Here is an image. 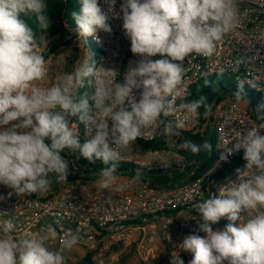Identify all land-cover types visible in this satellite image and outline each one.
Masks as SVG:
<instances>
[{"label": "clouds", "instance_id": "1", "mask_svg": "<svg viewBox=\"0 0 264 264\" xmlns=\"http://www.w3.org/2000/svg\"><path fill=\"white\" fill-rule=\"evenodd\" d=\"M79 0V11L71 13L78 33L99 38L111 33L109 13L116 0ZM241 0H124L121 5L123 29L130 40L131 52L139 55L135 66L118 83V72L95 62L63 74L50 87L36 86L46 75V61L38 51L47 49V40L22 18L33 16L40 30L50 26L46 0H0V184L16 195L43 194L53 181L63 183L69 175L68 161L61 155L68 149L89 162L100 160L99 189L119 192L117 184L121 152L148 129L162 136H178L189 121H198L200 109L207 115L210 105L201 96L183 102L181 85L184 61L193 54L210 57L216 44L239 27ZM264 40V30L257 37ZM159 54L161 59L151 57ZM179 62V63H177ZM237 64L242 63L237 60ZM94 77V92L80 95L85 77ZM136 91H139L137 99ZM237 101L244 97L238 86ZM92 101L90 104L89 101ZM177 100L186 115L177 118ZM259 108H264L261 106ZM95 135L83 144L78 126ZM111 121V127H109ZM15 122V123H13ZM264 123L249 127L240 138L230 141V152L221 160L243 150L244 167L236 169L237 180H229L212 196L198 204V230L205 237L188 235L181 249L190 252L188 264H264ZM181 147L193 155L210 152L208 141L185 140ZM137 171L132 180L140 181ZM260 209L249 218L244 213ZM222 218L223 229L212 225ZM12 220L3 222L0 235V264H66V253L77 245L79 237L66 235L59 248L47 242L57 233L48 226L31 236L13 238ZM170 238V237H169ZM171 264H184L175 254Z\"/></svg>", "mask_w": 264, "mask_h": 264}, {"label": "built area", "instance_id": "2", "mask_svg": "<svg viewBox=\"0 0 264 264\" xmlns=\"http://www.w3.org/2000/svg\"><path fill=\"white\" fill-rule=\"evenodd\" d=\"M99 2L101 8L107 11L108 5L104 0ZM122 3L124 0H116L114 12L109 13L111 33L99 31V43L96 38L88 36L97 52L95 63L106 69L116 70L118 83H124V74L130 65L135 66L141 59L139 55L131 52L130 40L124 34ZM239 9V27L217 42L216 52L212 56L193 54L185 59V75L181 85L183 102H191L193 88L200 80L230 74L236 89L238 86L242 89L246 87V90L258 96L264 106V40L257 39L264 30V0H241ZM38 51L46 55L47 49L40 48ZM151 59L158 60L161 56L157 54ZM237 60L242 63L237 64ZM45 61L46 75L43 80L36 82L39 87H50L59 80L57 77L50 78L48 59L45 58ZM85 61L87 62V59ZM85 85L89 87L90 97L94 92V77H85ZM136 95L138 99L139 91H136ZM89 102L92 103L91 100ZM181 102L177 100V118L186 115L180 107ZM251 109V105L249 110H245L236 103L223 101L213 104L208 114V124L216 135L213 161L201 176L191 181L185 179L162 192L151 188L141 179L134 183L133 177L120 172L116 173V183L126 185L122 191L99 189V177L89 178L93 172V162L83 158L79 152L72 153L65 149L62 156L68 161L69 175L67 181L58 183L54 189L50 188L43 194L33 193L19 197L12 189L0 184V235L3 234L5 220H12L15 225L11 233L13 238L31 236L39 233L42 228L51 226L57 236L47 244L54 250L60 247L66 235L75 234L79 240L77 245L66 253V264H80L87 255H90L92 264H116L120 252L133 247L137 257L136 264H171V257L175 254L184 264H188L192 254L182 250L180 245L186 236L197 235L188 231L198 229V204L219 195V189L226 186L229 180H237V173L235 170L227 177L214 178L207 182L205 177L220 172L238 154L243 153L241 149L229 155L227 160H221V155L230 152L229 137L232 140L238 139L247 128H258L264 123V120L258 121L255 118ZM70 119L73 126H78L81 144L95 135V130L88 135L83 123L79 124ZM191 122L189 121L185 128ZM175 137H165L155 129H148L145 136L135 142L142 140L174 143ZM95 163L100 164L101 161L96 160ZM119 163H132L136 169L141 170L167 167L132 159L123 151ZM245 164L246 161L242 158L238 168L242 169ZM258 211L260 209L244 213L245 218ZM223 222L228 223L222 218L212 226L223 229ZM157 239L164 242L165 252L158 248ZM77 250L83 253L79 254Z\"/></svg>", "mask_w": 264, "mask_h": 264}, {"label": "trees", "instance_id": "3", "mask_svg": "<svg viewBox=\"0 0 264 264\" xmlns=\"http://www.w3.org/2000/svg\"><path fill=\"white\" fill-rule=\"evenodd\" d=\"M46 3L48 5L47 11L49 14V19L51 21L50 26L47 30H40L37 26L35 18L31 15L22 18L29 24V26L33 27L38 37L39 34L44 36V38L58 37V39L53 42L52 48L50 50L52 52L61 45H63L64 41L70 35L71 32H78L75 21L71 17V13L73 11H79L80 3L79 0H46ZM80 36H82L83 41L85 43L84 45L87 54V57L85 58L87 59V62L84 61L83 64L96 62L97 52L91 44L89 37H84L83 35ZM84 87H87V91L85 93H88L89 87L87 85H85ZM84 87L80 89V95L82 94ZM237 90L238 89H236L231 83L224 84L222 76H212L200 80L194 86L193 94L190 101L196 100L199 97L204 96L206 97L207 103L212 107V105L215 104L217 101H221L226 97H235L234 93ZM243 92L244 97L249 99L257 109V111L254 113L255 118L258 121H263L264 108H259L262 106V104L258 96L249 90L243 89ZM210 109L208 110L207 115L205 116V109L201 108L200 117L203 116L204 119H207ZM72 120L74 122H78L77 118L75 117H72ZM185 140H191L198 144L204 141H208L212 145V149L210 152L201 151V153H199L198 155H193L182 147L177 148L175 151L183 157L185 162V166L182 171L174 168H153L150 170H146L143 173H140V179L148 183L151 188L161 190L174 187L175 185L183 182L186 178H191L193 180L204 174V172L214 159L213 152L216 144L215 133L211 130L209 125L206 127L203 133L183 129L181 130V144ZM137 143L140 148L149 152H159L163 149H170L169 147L165 146L164 142L161 141L140 140ZM63 152L64 151H62L61 155L63 154ZM242 158L243 153L238 154L220 172L212 176H206L205 181L207 182L214 178L218 179L227 177L238 168L242 161ZM102 167V162L100 164L94 162L93 172L90 174L89 178H98V170ZM135 170L136 167L132 163H119L117 172L133 177L136 173ZM192 172L193 174H191ZM57 185L58 183H55L53 181L51 188L54 189ZM226 224L227 222H223L222 226L224 227ZM82 264H92L90 255H87L84 258V262Z\"/></svg>", "mask_w": 264, "mask_h": 264}, {"label": "rangeland", "instance_id": "4", "mask_svg": "<svg viewBox=\"0 0 264 264\" xmlns=\"http://www.w3.org/2000/svg\"><path fill=\"white\" fill-rule=\"evenodd\" d=\"M75 33V34H74ZM47 40V52L46 55H43L44 58L48 59V65L50 68V78H60L65 73H71L75 68L83 66L85 58L87 57L85 50V43L83 41L82 36L78 32H71L70 35L66 38L63 45L55 49L54 51H50L53 45V42L58 39V37H46ZM224 84L231 83L233 84V78H231L230 74L221 75ZM246 90V87H245ZM87 91V87H84L82 94ZM81 94V95H82ZM225 103H236L241 106L245 110L250 109L251 102L246 97H243L242 100L237 101L235 97H226L221 100ZM208 117L207 119L202 116L198 121L191 122L185 129L192 130L195 132L203 133L208 126ZM181 135L175 137L174 143H165L166 147L170 149H163L156 154L154 152L145 151L138 143L134 142L133 145L129 146L127 149L123 150V153L135 160L139 161H147L154 162L158 165H166V168H176L180 171L184 169L185 162L181 155H179L175 150L181 147ZM136 172L143 173L146 170L136 169ZM191 178H186L185 181H191ZM213 227V230L216 228ZM197 233V235L201 237H205L206 233L199 231H188V233ZM157 246L162 251L165 252L166 246L161 239H157ZM122 251V250H121ZM79 254H82L80 251ZM84 260L80 263L82 264ZM137 257L135 253V248H128L122 252H120L119 260L116 264H136ZM226 264V262H225Z\"/></svg>", "mask_w": 264, "mask_h": 264}, {"label": "crops", "instance_id": "5", "mask_svg": "<svg viewBox=\"0 0 264 264\" xmlns=\"http://www.w3.org/2000/svg\"><path fill=\"white\" fill-rule=\"evenodd\" d=\"M157 152H154V154H156ZM169 189V188H168ZM164 190H167V189H161L160 191H164ZM186 214H189L188 212H185ZM214 228L216 229H219L218 227L214 226ZM81 250H77L78 253H80ZM82 252V251H81ZM83 253V252H82Z\"/></svg>", "mask_w": 264, "mask_h": 264}, {"label": "water", "instance_id": "6", "mask_svg": "<svg viewBox=\"0 0 264 264\" xmlns=\"http://www.w3.org/2000/svg\"><path fill=\"white\" fill-rule=\"evenodd\" d=\"M251 106H252V109H251V111H252L253 113H255V112H256L255 105H254L253 103H251Z\"/></svg>", "mask_w": 264, "mask_h": 264}]
</instances>
